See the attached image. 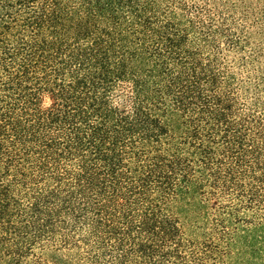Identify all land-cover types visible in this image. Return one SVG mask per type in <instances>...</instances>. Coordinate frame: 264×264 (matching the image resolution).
I'll list each match as a JSON object with an SVG mask.
<instances>
[{
  "label": "trees",
  "instance_id": "1",
  "mask_svg": "<svg viewBox=\"0 0 264 264\" xmlns=\"http://www.w3.org/2000/svg\"><path fill=\"white\" fill-rule=\"evenodd\" d=\"M0 264H264V0H0Z\"/></svg>",
  "mask_w": 264,
  "mask_h": 264
}]
</instances>
